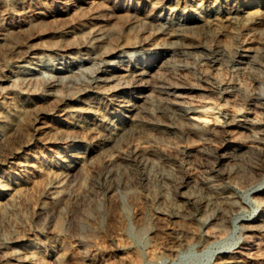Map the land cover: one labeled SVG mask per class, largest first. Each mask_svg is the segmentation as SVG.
<instances>
[{
  "label": "rangeland",
  "instance_id": "rangeland-1",
  "mask_svg": "<svg viewBox=\"0 0 264 264\" xmlns=\"http://www.w3.org/2000/svg\"><path fill=\"white\" fill-rule=\"evenodd\" d=\"M72 1L0 0V199L11 195L10 203L14 204L0 206V255H8L3 264H24L27 252L44 264H213L212 253L234 250L241 237V220H250L260 212L249 195L250 183L241 186L246 182L244 173L255 159L241 152L227 154L220 164L214 152L217 148L230 151L234 145L230 140L235 138L249 145L257 130L264 129V10L239 25L221 17L212 31L201 27L179 33L173 42L166 35L155 34L153 26L141 25L135 13L166 19L172 8L182 12L173 17L185 18L194 15L192 0H100L96 8L89 5L82 11ZM214 1L204 0L205 5ZM217 1L224 4L226 0ZM259 1L236 0L234 4L251 7ZM111 30L116 34H110ZM93 32H101L105 39L94 41L89 38ZM131 40L144 41L145 46L131 60L124 58L117 64L118 73L141 65L154 73L158 64L166 68L156 75L160 79L153 80L155 95L148 98L145 111L139 115L138 133L127 135L117 150L99 153L84 132L56 124L78 120L77 112L92 99L109 98L111 91L96 95L85 85L95 79L93 70L110 68L108 62L114 59L104 62L97 56L85 65L84 69L90 70L86 69L84 76L65 84L73 89L64 87L63 94L50 88L56 80L43 79L39 71L61 58L67 62L78 56L86 58L88 51L95 52L98 46L110 42L112 48L128 56L122 45ZM245 50L260 53L255 58L240 59L238 53ZM77 87H85L86 91L75 95ZM175 97L181 101L178 110L166 109ZM61 98L64 106L55 107ZM63 108L69 109L66 115L59 114ZM119 111L110 108L112 128L131 120ZM233 118L240 123L229 124ZM59 129L74 131L72 135L78 139L59 140L55 134ZM206 131L211 136L200 139ZM135 149L150 151L139 159ZM84 151L89 153L83 160L85 170L66 186L67 198L60 214H37L42 205L52 207V194L59 191V185L52 181L54 172L72 154ZM123 157L128 159L129 167L119 165ZM193 170L214 180L218 189L229 191L237 209L228 213L227 231L218 235L212 246H202L196 238L204 235L205 222L214 230L220 220L213 211L203 214L199 209V202L209 198L206 191L192 183L183 184L186 172ZM221 172H230L233 177L221 178ZM133 175L136 180L129 189L109 191L113 180ZM261 180L259 189L264 188V177ZM83 193L87 196L79 199ZM186 196L197 202L188 203ZM173 204L190 213L169 218L165 213ZM178 228L193 235L186 245L179 241ZM130 230L140 231L141 238ZM175 244L177 254L168 256L166 248ZM263 251L264 247H259L256 255L264 258Z\"/></svg>",
  "mask_w": 264,
  "mask_h": 264
},
{
  "label": "bare ground",
  "instance_id": "bare-ground-1",
  "mask_svg": "<svg viewBox=\"0 0 264 264\" xmlns=\"http://www.w3.org/2000/svg\"><path fill=\"white\" fill-rule=\"evenodd\" d=\"M44 1L54 3L56 0H44ZM99 1L100 0H74L72 2H73V4L75 3L76 7L78 6L79 8H81V11H82L85 9L84 8L85 6H89V5L95 6V8H96V5L99 4ZM161 1H163V0H161ZM235 1L236 0H226L224 4H220L217 0H215L211 5H205L204 0L203 1L202 0H192V2H193L192 13H194V15L189 16V17L187 16L185 18L173 17V15L175 13L177 14L180 11L177 9L172 10V8L169 11L170 12L169 17L166 19L162 18L161 16L156 15V14H147V15H143V16L139 17L140 15H139L138 11H136L135 16L138 17V20L140 19L141 25L153 26L154 29H156L155 34H157L158 36L159 35H166V37L168 36L174 42L175 40L173 38L176 37L179 33L193 32V31H195L201 27L203 28L204 31L210 32L215 28L219 19H222V18H225L226 20H228L232 25H236V24L239 25L240 23H243L244 21L253 20L255 17H257L255 15H259L258 12L264 10V0H260L259 5L251 6V7L246 5V4L242 5L241 7H237L234 4ZM105 2H106V0H105ZM159 5H161V4H159ZM64 8H66V7H64ZM104 9H105V5H104ZM134 9H136V8H134ZM96 10H98V8ZM191 10H192V8H191ZM87 11H88V9H87ZM127 12H129V11H127ZM180 13H182V12H180ZM130 14H132V13H130ZM122 17H123V15H122ZM229 22H227V23H229ZM127 25H128V23H127ZM129 27H131L130 24H129ZM111 33H112V30H111L110 34ZM113 33H112V35H113ZM115 34H116V32L114 33V35ZM89 35H90L89 38L93 39L94 41H98V42L103 41L105 39V36H106V35L102 34L101 32H99V33L93 32V33H90ZM118 38L116 39V37H115L116 40L121 39V38L120 39H118ZM144 40H147V38ZM102 44H104V43H102ZM117 44H119V43H117ZM144 44H145L144 41H140V40L139 41L138 40L132 41L131 40L129 43L122 45V47L128 51V56H123L122 54H124V53L122 51L116 50V48H112V46L114 44L112 45L110 42L107 45L104 44L105 45L104 47L98 46V48L96 49L95 52H92V51L89 52L88 51L86 58H81L82 56L81 57L78 56V57H75L72 59L69 58L70 61L68 60V62L65 61L64 58H61V59L55 60L56 62L54 64L49 63L50 65L44 66L43 69H41L39 71L40 72L39 76L41 75L42 78L47 80V81L56 80L54 82H58V83L53 82L50 85V88L51 89H58L57 91L59 93H61V92H63L64 87H67V86H65V84H67V83L73 84L74 80H76L78 77H82L86 74L85 73L86 69H88L90 67H87L86 69H84L85 65L89 62H92L97 56L104 58L103 59L104 62L108 58L114 59L113 61L108 62L109 65H111L110 68H109V66L108 67L107 66H100L99 68H97L93 71L91 70L92 71L91 74H93L95 79H92L90 82L89 81L86 82V85H85L86 88L88 87V88L94 90L95 94L96 93L100 94V93H103L105 91H111L112 94H110L109 98L104 99V100L95 98V99L90 100L89 102L84 103L85 108L82 111L77 112L78 117H79L78 120H74V119L72 121L60 120V121H57L58 124H56V125H58L59 128H62L63 125H66V126L71 127L73 130L75 129V130L81 131L82 133L84 132L91 139L90 143L92 144L93 150L96 152H99V153L106 152L107 150H113V151L117 150L118 145L124 140V138L127 135L129 136L131 134L138 133L139 129L137 126L139 125V115L145 111V106L148 102V98L149 97L151 98V97H153V95H155L154 94L155 90H154V87L152 86V84L155 83V82H153V80L156 81V80L161 78V77L156 76V75H159L160 74L159 71L164 70L165 66L163 67L162 63H161V65H159V64L156 65L155 70H157V71L155 73L153 71H151L152 69H150L149 67L142 66V65H141V67H135L133 69L128 68V69L124 70L122 73H118L116 70V68H117L116 65L124 62L123 61L124 58H129V60H131V57H133L135 55L137 50H139L143 46H145ZM257 53L259 54L260 52H257ZM256 54L254 52H251L250 50H245V51L238 53V55L240 56V59L255 58ZM92 64H94V63H92ZM91 68H93V67H91ZM88 70H90V69H88ZM87 74H88V72H87ZM30 75L31 74H28L27 76H29V78H33ZM170 78H172V77H170ZM170 80L172 81V83L179 82V79H176V80L170 79ZM70 86H68L67 88H69L70 90L73 89V87H70ZM84 88L82 87V88L78 89V87H77L76 88L77 91L74 94L76 95V93H77V95L79 96V94H82L86 91ZM61 94H63V93H61ZM90 97H91V95H90ZM90 97L88 99H90ZM129 97H131V98L129 99ZM138 98H140V101H137ZM171 100H172L171 102H169L168 104L165 105V108L178 110V106H179L178 104H180L181 101H178V99H176V97L172 98ZM62 101H63L62 98L59 99L57 101V105L55 107L58 106V107L62 108V105H63ZM186 105H188V104H186ZM112 106L119 108L120 113H122V111H123V113L125 112L126 114H128V116H130L129 118L131 120L128 123H125L118 128H112L110 126L111 122L113 121V118H114L113 114L111 113L112 111L110 112V108ZM57 109H59V108H57ZM65 110H64V108L62 110L60 109L59 114H60V112H64V115H66V113L69 111V109H67L68 111H65ZM224 119H227V118L225 117ZM231 122L232 123H234V122L240 123L239 121H237L234 118L230 120L229 124ZM141 131H142V129H141ZM73 132L71 131L70 132L71 134H70V133L66 132L64 129H59L58 131H56L55 134L58 136L59 140L67 142L73 138L74 139L77 138V136H75V134L72 135ZM79 134H81V133H79ZM255 135H256L255 137H251L249 139V145H244V144H242L241 141H239V140H237V138H235V139L230 140V142L234 143L233 148L230 151L224 150L222 148L215 149V152L212 151L216 154L217 157L219 156L218 160H219L220 164H222V162H223V160L227 154L236 155L238 153L244 152V153L250 154L255 159V161H252L250 163L248 170L244 173L243 176L246 177V179H245L246 182H242L241 186L247 187V182L250 183V185L247 187V188H249V191H250L249 195H251L254 198V200L256 201V203L258 205V209L260 210L259 215L257 217H254L250 220H243V221L241 220V223H240L241 237L234 244V246H233V247H235L234 250L212 253L213 254L212 258L214 259L212 262L213 264H264V258L258 257L256 255V252L258 251L259 247H264V188L263 189L257 188V187H260L259 184L262 181L261 178L264 177V129L263 128L258 129ZM210 136H211V133L206 131L204 134L201 135L200 139H204L206 137L209 138ZM82 138H83V136H82ZM49 139H50V137H49ZM53 139H54V137H53ZM77 139H76V141H77ZM51 143H53V142H51ZM204 149H206V148L204 147ZM149 151L150 150L140 151V150L135 149L134 154H135L136 158L140 159V158H142V156L145 155L146 152H149ZM214 153H210V154L215 155ZM88 155H89L88 151H84L83 153L72 154L70 156L71 158H69V159L68 158L66 160L63 159L65 161L63 162L62 165L59 164L60 166L57 168L56 172H54L53 177H52L53 184H57V186L59 185V191L56 190V192L53 193L52 194L53 196L51 197L53 205H52V207H46L45 205L38 207L37 212H39V213H37V214L40 215V213H43V214L46 213V214H52V215L55 214V216L58 213L60 214V212L62 210L61 205L63 204V202H65V200L67 198L66 186L69 183L73 182L76 179V177L78 176V174L80 172H82V170H85V169H83L84 168L83 166H85V164L83 165V162H84L83 160H85V158ZM119 165L120 166L122 165L124 167H129L128 159L125 157L121 158ZM194 171H196V170H193V173L192 172H189V173L186 172V174L183 177V184H185V183L191 184L192 183V184H195L197 186H200L204 191H206L209 194V198L203 199L199 202V209H200L201 213H203V214H206L209 211H213L217 216V220H220V223L218 222L219 224L217 225V227L215 226L216 224H214V226L216 227L214 230H211V228L209 227V225H208V224H210L209 222H205L204 235L199 237V238H196V239L198 240V243L202 246L203 245L212 246V245H214V243H212V242L218 237V235L221 236V234L226 233L225 231H227L226 228H228V227L226 225V217H227L228 213L234 212L237 209L234 205V202L232 200L231 195L228 193L229 191L226 192V191L218 189V186L214 183V180L207 178V177H202V176L198 175V173L197 174L194 173ZM197 171H198V169H197ZM199 174H201V173H199ZM231 174L232 173H230V172L228 174L221 172V173H219L218 176L221 178H230L232 176ZM134 176L135 175H133L132 177H128L126 179H122V180H118V178H115L118 181L113 180V182H111L109 184L110 185L109 191L113 192L119 188H124L125 190L129 189L131 184L133 182H135V180H136V178ZM236 177H240V176L237 174ZM238 180H236V181H238ZM7 186H8V184H7ZM5 189H7V188H5ZM87 191H89V190H87ZM14 194H15V192H14ZM85 196H87V193L81 194L80 197H78V198L82 199ZM110 197H111V195H110ZM11 200H12L11 195L10 196L6 195L4 198L0 199V206L3 204L6 205V204L10 203ZM15 201H12V202H15ZM185 201H187L188 203H192V204L197 202L195 199H193L191 197H187V196H186ZM10 204H12V203H10ZM12 205H14V204H12ZM189 213H190L189 211H187V210L184 211V210L180 209L178 206H176V204H173V206H171V207L169 206V210L165 214H169V218H171V219H177V218L181 217L182 215H186ZM189 232H186V230L184 231L181 228H178L176 230V233L179 234V236H180V240H179L180 243L185 242L184 245H186V242H188L189 239L190 240L193 239V235L190 234ZM130 233L133 236H135L136 238H141L140 237L141 236L140 231L135 232L133 230H130ZM176 237H177V235H176ZM177 241H178V239H177ZM55 248H57V247H55ZM53 250H54V248H53ZM178 250H177V245L175 244L172 247L166 248L165 252H167L168 256H175L177 254ZM260 252H262V251L260 250ZM163 255H161V256H163ZM7 256L5 253H1L0 264H3L5 262ZM85 260H86V258H85ZM24 264H44V263H42L37 258V256L35 254L27 252V255L25 256Z\"/></svg>",
  "mask_w": 264,
  "mask_h": 264
}]
</instances>
